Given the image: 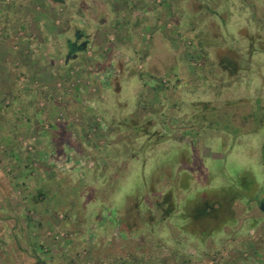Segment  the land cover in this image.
Returning a JSON list of instances; mask_svg holds the SVG:
<instances>
[{
    "label": "rangeland",
    "instance_id": "1",
    "mask_svg": "<svg viewBox=\"0 0 264 264\" xmlns=\"http://www.w3.org/2000/svg\"><path fill=\"white\" fill-rule=\"evenodd\" d=\"M263 198L264 0H0V264H264Z\"/></svg>",
    "mask_w": 264,
    "mask_h": 264
},
{
    "label": "trees",
    "instance_id": "2",
    "mask_svg": "<svg viewBox=\"0 0 264 264\" xmlns=\"http://www.w3.org/2000/svg\"><path fill=\"white\" fill-rule=\"evenodd\" d=\"M219 12H215V15L219 16ZM220 18V16H219ZM193 28H198L197 24H192ZM198 46H199V50L200 53L203 56V59L207 60L208 62H210V58L208 57V52L206 50V46H205V42H203V39L201 37V39L198 41ZM228 63V64H227ZM220 65L222 66V68H226L227 67H231L229 61L222 59V61L220 62ZM111 149L104 144L102 147V151L105 157H107V161L111 160L114 162L116 160H113L111 153H107V151H110ZM114 153V152H113ZM115 172V170H114ZM97 182V181H95ZM98 183V182H97ZM171 194L169 193L168 195H166L165 199L162 201H157L156 204V208L157 210H160L159 212L161 213V217L162 219L164 218L165 215H170L173 211L174 208L172 207V199H171ZM264 199V198H263ZM167 206V208H166ZM165 214V215H164ZM231 214H234V209L232 207V203L230 201V199L228 197H218V198H214L212 200L206 199L204 201H200L199 203L196 204V207H194V210L192 211L191 214H189V216L193 219V223L196 222L198 227H193L194 229H199L197 234H201V230L205 229L208 227L210 223V221H218V223L220 222H224V220H226L225 218L228 216H232ZM150 218V217H149ZM151 218L155 219L154 215L151 216ZM193 229V230H194ZM201 229V230H200ZM195 232V231H193Z\"/></svg>",
    "mask_w": 264,
    "mask_h": 264
},
{
    "label": "flooded vegetation",
    "instance_id": "3",
    "mask_svg": "<svg viewBox=\"0 0 264 264\" xmlns=\"http://www.w3.org/2000/svg\"><path fill=\"white\" fill-rule=\"evenodd\" d=\"M83 35H85L84 33H83V31H81V30H79V29H76L75 30V39L74 40H71V39H68L67 40V45H68V49L69 50H74V49H76V48H78L79 46V43H81L82 42V40L77 44L76 43V39H77V41H78V39L79 38H82L83 37ZM81 46V45H80Z\"/></svg>",
    "mask_w": 264,
    "mask_h": 264
},
{
    "label": "water",
    "instance_id": "4",
    "mask_svg": "<svg viewBox=\"0 0 264 264\" xmlns=\"http://www.w3.org/2000/svg\"><path fill=\"white\" fill-rule=\"evenodd\" d=\"M72 50V49H71ZM260 208L264 211V200L260 201Z\"/></svg>",
    "mask_w": 264,
    "mask_h": 264
}]
</instances>
